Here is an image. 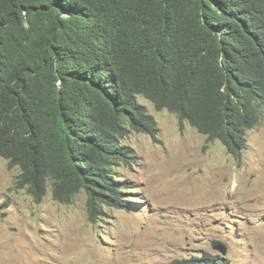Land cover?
I'll use <instances>...</instances> for the list:
<instances>
[{
  "label": "trees",
  "instance_id": "trees-1",
  "mask_svg": "<svg viewBox=\"0 0 264 264\" xmlns=\"http://www.w3.org/2000/svg\"><path fill=\"white\" fill-rule=\"evenodd\" d=\"M140 95L239 160L264 121V0H0V156L37 200L128 206L122 140H159Z\"/></svg>",
  "mask_w": 264,
  "mask_h": 264
},
{
  "label": "rangeland",
  "instance_id": "rangeland-1",
  "mask_svg": "<svg viewBox=\"0 0 264 264\" xmlns=\"http://www.w3.org/2000/svg\"><path fill=\"white\" fill-rule=\"evenodd\" d=\"M158 141L130 132L138 157L117 169L128 181L125 208L92 215L81 190L71 203L49 188L37 200L17 184L19 167L0 156V264H163L203 252L233 264H264V121L248 131L238 160L189 122L139 96Z\"/></svg>",
  "mask_w": 264,
  "mask_h": 264
},
{
  "label": "clouds",
  "instance_id": "clouds-1",
  "mask_svg": "<svg viewBox=\"0 0 264 264\" xmlns=\"http://www.w3.org/2000/svg\"><path fill=\"white\" fill-rule=\"evenodd\" d=\"M142 96V95H141ZM138 99H139V97H138ZM150 101V100H149ZM141 103V102H140ZM153 115V114H152ZM154 116V115H153ZM195 128V127H194Z\"/></svg>",
  "mask_w": 264,
  "mask_h": 264
}]
</instances>
